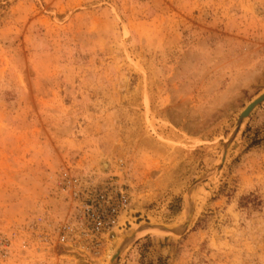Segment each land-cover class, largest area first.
<instances>
[{
  "label": "rangeland",
  "instance_id": "rangeland-1",
  "mask_svg": "<svg viewBox=\"0 0 264 264\" xmlns=\"http://www.w3.org/2000/svg\"><path fill=\"white\" fill-rule=\"evenodd\" d=\"M263 91L264 0H0V264H264ZM74 178L130 191L99 253Z\"/></svg>",
  "mask_w": 264,
  "mask_h": 264
},
{
  "label": "built area",
  "instance_id": "built-area-1",
  "mask_svg": "<svg viewBox=\"0 0 264 264\" xmlns=\"http://www.w3.org/2000/svg\"><path fill=\"white\" fill-rule=\"evenodd\" d=\"M68 182L74 186L75 211L59 224L57 242L84 254L99 253L107 240L129 222L130 191L124 183L112 178L97 183L77 182L76 178ZM123 215H126L124 220Z\"/></svg>",
  "mask_w": 264,
  "mask_h": 264
},
{
  "label": "bare ground",
  "instance_id": "bare-ground-1",
  "mask_svg": "<svg viewBox=\"0 0 264 264\" xmlns=\"http://www.w3.org/2000/svg\"><path fill=\"white\" fill-rule=\"evenodd\" d=\"M252 101V100H251ZM256 105H254L252 108H251V110L255 107ZM251 110H249V113L251 112ZM249 113H247L246 115H243V116H241L240 118H239V120L237 121V128H239V125H240V123H241V121H242V119H243V117H247L248 116V114ZM235 132H236V130H235ZM139 225V224H138ZM139 226H141V225H139ZM144 226V225H143ZM142 226V227H143ZM166 227V226H165ZM136 228H140V227H136ZM135 227L132 229V230H130V231H128V232H126L125 234H123L122 235V237L118 240V241H116V245H114V247L113 248H111L112 250H110L111 252H110V254H109V256H108V258H109V260H110V264H114V256L113 257H111V254L115 251V249H116V247L124 240V239H126V238H128L129 237V235H131V234H133V235H138L139 233H143V232H145V230H147V228H148V226H147V228L146 229H143V228H141V229H143V231L142 230H140L139 229V231H138V229H136ZM150 228V227H149ZM155 228H157V227H155ZM154 227L152 228V229H155ZM162 229V228H161ZM149 230V229H148ZM141 233V234H142ZM131 237V236H130ZM133 237V236H132ZM131 237V238H132ZM131 238H129L130 240H131ZM134 238V237H133ZM132 238V239H133ZM128 240V239H127ZM123 243V242H122ZM124 243H127L126 242V240H124ZM122 245H124V244H122ZM121 245V246H122ZM120 245H119V248L121 247ZM124 247V246H123ZM119 251V250H118ZM115 254V252L112 254V255H114Z\"/></svg>",
  "mask_w": 264,
  "mask_h": 264
},
{
  "label": "water",
  "instance_id": "water-1",
  "mask_svg": "<svg viewBox=\"0 0 264 264\" xmlns=\"http://www.w3.org/2000/svg\"><path fill=\"white\" fill-rule=\"evenodd\" d=\"M264 100V91L261 92L260 94H258L256 96V98H254L252 101H250L245 107L244 109L240 112L239 114V118L243 115H246L247 113H249V110H251V108L254 106V105H258L261 101ZM238 118V120H239Z\"/></svg>",
  "mask_w": 264,
  "mask_h": 264
}]
</instances>
